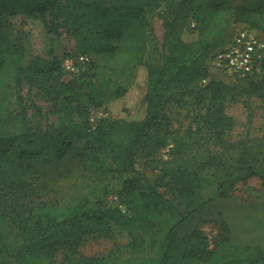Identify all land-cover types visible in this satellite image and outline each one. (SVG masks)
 Instances as JSON below:
<instances>
[{"label":"trees","instance_id":"16d2710c","mask_svg":"<svg viewBox=\"0 0 264 264\" xmlns=\"http://www.w3.org/2000/svg\"><path fill=\"white\" fill-rule=\"evenodd\" d=\"M162 1V51L151 49L145 57L151 36L147 12ZM227 11L249 28L264 29V6L233 5L231 0H0V202L11 201L7 211H0V264H264L261 247L235 243L222 217L213 220L215 237L200 226L184 235L179 232L207 203L202 193L206 186L218 182L220 189H232L236 180L256 176L264 188V169L242 159L226 177H219L211 170L214 158L183 156V138L170 141L153 131L168 103L181 109L200 106L203 112L192 115L197 132L207 130L225 149V132L237 124L226 111L227 102L239 93L248 104L253 97L264 101V61L261 73L237 77L245 82L240 88L210 74L209 58L222 49ZM16 14L36 16L47 33L58 35L61 29L72 36L76 50L63 56L81 53L89 59L72 73L63 68V56L35 55L23 64L27 50L6 27V20ZM185 25L197 30L196 38H182ZM91 55L107 64L139 67L145 90L137 113L124 108V116L91 123L92 109L108 112L105 105L130 90L117 84L106 95L108 81L91 73ZM23 82L52 101L58 121L46 122L43 129L29 125ZM169 142V155L177 161L167 162L158 177L137 168L139 149L148 156ZM79 143L75 168L67 172L76 176L67 191L52 187L50 179L41 184L47 194L24 185L30 161L49 165ZM237 171L243 174L236 176ZM108 176L117 180V203L99 197ZM93 222L101 226L93 228ZM110 223L118 227L110 249L83 253L85 236L95 229L113 237Z\"/></svg>","mask_w":264,"mask_h":264},{"label":"rangeland","instance_id":"374dc122","mask_svg":"<svg viewBox=\"0 0 264 264\" xmlns=\"http://www.w3.org/2000/svg\"><path fill=\"white\" fill-rule=\"evenodd\" d=\"M214 0H200L201 3H209ZM233 5H262L264 0H231ZM165 3L162 1L158 6L147 12L148 26L151 33L147 44L145 57L151 49L156 52L162 51ZM201 13V11H200ZM227 28L223 32L221 47L224 48L229 43L232 33L237 27L245 23L236 20L232 11H227L224 16ZM262 26L264 28V23ZM6 27L12 38L23 44L27 50L23 64H29L35 55L48 57L50 55L60 58L68 52H74L75 39L67 35L63 30L59 34L47 33L42 21L34 15L16 14L6 20ZM263 34L264 29L255 28ZM197 36V30L184 26L182 38L186 41L193 40ZM52 49V53L49 52ZM91 73L93 76L105 78L108 81L106 95L117 85H128L130 90L122 98L111 100L107 103L109 109L106 118L121 117L125 115L124 108L132 113H137L139 101L145 90L142 75L138 74V69L129 64H107L100 56L91 55ZM209 71L215 78L236 84L239 88L245 82L237 77L228 76L212 68L209 64ZM135 67V68H134ZM65 79L70 78L65 75ZM29 91V95L27 94ZM23 94L27 105V121L33 128H45L46 122L58 121L59 113L53 107L52 101L35 86H29L23 82ZM110 99V98H109ZM108 99V100H109ZM246 97L239 93L235 98L230 99L226 104V111L237 119V124L225 132L227 147L220 148L212 138L209 137L207 130L201 129L197 132L192 115L195 112H203L202 107L195 109H181L175 103H168L163 109V116L153 131L158 132L162 137L172 141L173 138L181 137L186 143V150L181 154L186 157H194L196 160L205 161L213 159V166L217 176L226 177L241 160H247L254 167L264 169V101L253 97L251 103L245 101ZM112 104V105H111ZM110 105V107H109ZM250 106L253 108L252 113ZM40 108V114L37 108ZM90 111V116L97 110ZM252 114V118L249 117ZM105 118V117H103ZM77 120H83L76 117ZM82 143L76 144L71 151L60 157L55 162L45 165L41 161H30V171L26 174L25 186L37 190L38 194H47L41 190L44 180H51V186L62 190H68L69 184L76 174H67L68 170L75 168V152ZM177 150V147H176ZM180 157V155H179ZM178 157V158H179ZM177 160L169 155L165 156L162 149L152 155H145L141 149L138 150L137 168L143 170L150 178L158 177L167 162L173 164ZM24 164V163H23ZM26 165V163L24 164ZM22 166H18L20 169ZM76 173V172H75ZM241 171L235 173L241 176ZM232 189H220L218 182H213L206 186L202 193L207 199V203L194 214H192L181 226L179 232L184 235L194 227L200 226L211 237H215L217 227L214 219L222 217L231 221L247 222L249 228H260L264 233V188L261 179L256 176L249 177L246 181L236 180ZM117 180L115 177L108 176L100 185L99 197L103 198L108 204L114 203L113 196L116 192ZM1 188V185H0ZM40 190V191H39ZM226 190V194L221 195V191ZM42 192V193H41ZM9 199H2L0 211H7L10 207ZM93 228L101 226L99 222H93ZM113 237L107 233H101L98 229L85 236V242L81 246V251L87 255L103 254L107 252L117 239L114 235L118 233V227L110 223ZM232 238V237H231ZM233 240V239H232Z\"/></svg>","mask_w":264,"mask_h":264},{"label":"built area","instance_id":"2783aa9c","mask_svg":"<svg viewBox=\"0 0 264 264\" xmlns=\"http://www.w3.org/2000/svg\"><path fill=\"white\" fill-rule=\"evenodd\" d=\"M190 27L195 26V21L191 20ZM89 56L81 53L62 57V66L67 72H75L78 64L85 62ZM264 61V37L255 29L245 25L237 27L231 35L229 43L224 48L216 51L209 58V65L215 70L228 76L238 78L251 77L261 73ZM108 112L97 110L89 117L92 124L98 119L106 117ZM173 143H167L162 152L169 156ZM117 203L118 197L113 196ZM119 206L124 210L122 204Z\"/></svg>","mask_w":264,"mask_h":264},{"label":"crops","instance_id":"0c3cea01","mask_svg":"<svg viewBox=\"0 0 264 264\" xmlns=\"http://www.w3.org/2000/svg\"><path fill=\"white\" fill-rule=\"evenodd\" d=\"M227 224L230 229V234L233 241L237 244H256L261 247L264 252V233L260 228H249L247 222L231 221L226 218Z\"/></svg>","mask_w":264,"mask_h":264}]
</instances>
